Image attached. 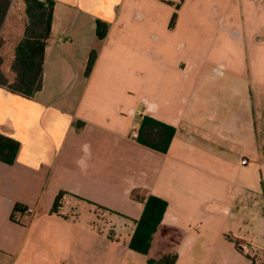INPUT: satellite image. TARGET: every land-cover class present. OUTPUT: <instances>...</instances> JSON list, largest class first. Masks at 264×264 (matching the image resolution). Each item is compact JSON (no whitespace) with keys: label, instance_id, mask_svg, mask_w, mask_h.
<instances>
[{"label":"crops","instance_id":"crops-1","mask_svg":"<svg viewBox=\"0 0 264 264\" xmlns=\"http://www.w3.org/2000/svg\"><path fill=\"white\" fill-rule=\"evenodd\" d=\"M53 1L42 89L28 99L0 87V133L19 143L13 164L0 161V264H253L264 0ZM9 13L13 47L24 26L13 35ZM144 116L175 128L165 153L137 142ZM149 195L168 206L142 255L128 244Z\"/></svg>","mask_w":264,"mask_h":264},{"label":"trees","instance_id":"trees-1","mask_svg":"<svg viewBox=\"0 0 264 264\" xmlns=\"http://www.w3.org/2000/svg\"><path fill=\"white\" fill-rule=\"evenodd\" d=\"M24 4V29L21 38L13 46V57L8 60L4 55L6 35L4 24L8 18L11 0H0V87L20 95L33 98L42 89L45 61V49L51 37L54 14L53 0H21ZM184 0H182L183 2ZM180 4L176 5L179 9ZM177 14L174 13L170 27L174 26ZM108 26L101 20L96 21V34L103 39ZM96 61V53L91 52L85 75L88 77ZM175 128L158 122L148 116L141 119L137 133V142L152 150L165 153L174 136ZM19 150V143L0 133V161L13 164ZM64 195L60 192L53 204L52 212H57L60 200ZM143 211L135 221V229L128 247L142 255H148L153 236L160 226L168 203L157 196L149 195L143 201ZM19 209L18 206L14 211ZM239 245L236 243V247ZM177 255H167L160 260L147 259V264H175ZM254 264V263H253Z\"/></svg>","mask_w":264,"mask_h":264},{"label":"rangeland","instance_id":"rangeland-1","mask_svg":"<svg viewBox=\"0 0 264 264\" xmlns=\"http://www.w3.org/2000/svg\"><path fill=\"white\" fill-rule=\"evenodd\" d=\"M11 11L9 13V24H10V29L9 31L15 35L18 36L23 29L24 26V22H25V15H24V4L21 0H11ZM5 34V33H4ZM7 40V39H6ZM4 55L7 56L8 60H11L13 57V47L11 44H7L4 47ZM252 165V164H251ZM257 198L258 200L261 201L260 203V207L257 211L260 212V217H262V214L264 212V190L262 191V189L259 191V193L257 194ZM254 203L252 202V205ZM95 211L98 217V220L101 221L99 224L100 225H104V224H108L111 223L112 221V215L105 213L102 210H98L97 208L93 209ZM252 213H256V208L254 206L250 207L249 209ZM251 218V217H248ZM258 222H254V221H250L249 223V229L247 230L250 235H255L258 232ZM174 237H176L173 234ZM261 239H263V235L260 237ZM250 254H251V258L254 261V264H264V250H250Z\"/></svg>","mask_w":264,"mask_h":264},{"label":"built area","instance_id":"built-area-1","mask_svg":"<svg viewBox=\"0 0 264 264\" xmlns=\"http://www.w3.org/2000/svg\"><path fill=\"white\" fill-rule=\"evenodd\" d=\"M248 163V160L247 159H243L242 160V164H247ZM25 213L32 216L34 214V209L33 208H27L25 210Z\"/></svg>","mask_w":264,"mask_h":264}]
</instances>
